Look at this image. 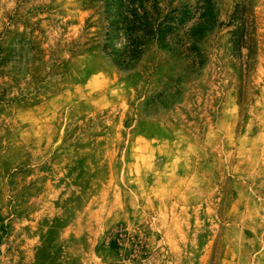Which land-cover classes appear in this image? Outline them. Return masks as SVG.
Listing matches in <instances>:
<instances>
[{"label": "rangeland", "instance_id": "obj_1", "mask_svg": "<svg viewBox=\"0 0 264 264\" xmlns=\"http://www.w3.org/2000/svg\"><path fill=\"white\" fill-rule=\"evenodd\" d=\"M0 264H264V0H0Z\"/></svg>", "mask_w": 264, "mask_h": 264}, {"label": "trees", "instance_id": "obj_2", "mask_svg": "<svg viewBox=\"0 0 264 264\" xmlns=\"http://www.w3.org/2000/svg\"><path fill=\"white\" fill-rule=\"evenodd\" d=\"M132 58V57H131Z\"/></svg>", "mask_w": 264, "mask_h": 264}]
</instances>
